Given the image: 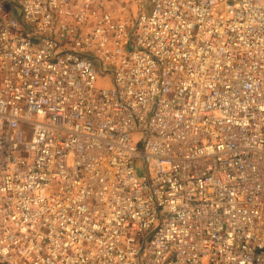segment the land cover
Returning a JSON list of instances; mask_svg holds the SVG:
<instances>
[{
	"label": "built area",
	"instance_id": "2783aa9c",
	"mask_svg": "<svg viewBox=\"0 0 264 264\" xmlns=\"http://www.w3.org/2000/svg\"><path fill=\"white\" fill-rule=\"evenodd\" d=\"M0 264H264V0H0Z\"/></svg>",
	"mask_w": 264,
	"mask_h": 264
},
{
	"label": "rangeland",
	"instance_id": "374dc122",
	"mask_svg": "<svg viewBox=\"0 0 264 264\" xmlns=\"http://www.w3.org/2000/svg\"><path fill=\"white\" fill-rule=\"evenodd\" d=\"M103 85H104L103 80H98L97 87H101Z\"/></svg>",
	"mask_w": 264,
	"mask_h": 264
}]
</instances>
